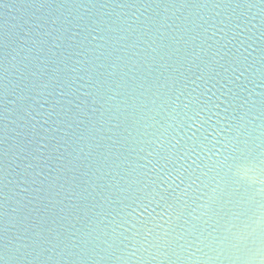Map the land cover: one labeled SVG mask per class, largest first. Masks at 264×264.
Masks as SVG:
<instances>
[{"label": "water", "instance_id": "1", "mask_svg": "<svg viewBox=\"0 0 264 264\" xmlns=\"http://www.w3.org/2000/svg\"><path fill=\"white\" fill-rule=\"evenodd\" d=\"M264 0H0V264H264Z\"/></svg>", "mask_w": 264, "mask_h": 264}, {"label": "snow or ice", "instance_id": "2", "mask_svg": "<svg viewBox=\"0 0 264 264\" xmlns=\"http://www.w3.org/2000/svg\"><path fill=\"white\" fill-rule=\"evenodd\" d=\"M261 164L264 165V161H261ZM262 171H264V169H262Z\"/></svg>", "mask_w": 264, "mask_h": 264}]
</instances>
